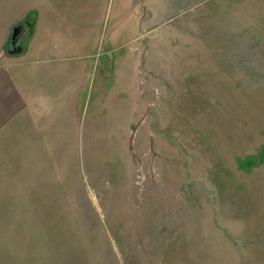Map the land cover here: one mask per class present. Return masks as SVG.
Here are the masks:
<instances>
[{
  "label": "rangeland",
  "instance_id": "rangeland-1",
  "mask_svg": "<svg viewBox=\"0 0 264 264\" xmlns=\"http://www.w3.org/2000/svg\"><path fill=\"white\" fill-rule=\"evenodd\" d=\"M0 7L85 61L0 139V264H264V0Z\"/></svg>",
  "mask_w": 264,
  "mask_h": 264
},
{
  "label": "crops",
  "instance_id": "crops-1",
  "mask_svg": "<svg viewBox=\"0 0 264 264\" xmlns=\"http://www.w3.org/2000/svg\"><path fill=\"white\" fill-rule=\"evenodd\" d=\"M16 8L0 7V14L7 15L10 11H16ZM19 10L20 7H18L17 11ZM50 11L51 9L47 7L46 12L50 13ZM65 19L68 22L67 15ZM15 23L12 21L5 23L4 31L0 34V139L28 117L37 114L47 107L50 101L48 90L51 86H58L64 83L68 85L69 78L74 74V77H76L74 79L76 80L72 84V91L76 93L79 92L80 86L83 87L82 83L84 81L85 61L83 58L80 60L78 54H72V56L46 54L35 57L33 60L27 59L21 62L17 61L19 60L17 59L18 57L16 58L17 53L8 51V54H5V47L8 49L14 29L11 27ZM21 23L22 21L16 25H20ZM28 25L26 24L25 26L26 34H29L30 31ZM61 27H64V17H62ZM35 30L36 24L33 27L34 32ZM33 31L32 34H34ZM69 60L76 61L74 64L75 68L72 70L70 69ZM36 64L41 67L38 72L46 76V80L48 79V82L45 80L44 86H40L38 78L35 76L34 71H32L33 66ZM48 83H50V86H48ZM74 101L76 102L77 100Z\"/></svg>",
  "mask_w": 264,
  "mask_h": 264
},
{
  "label": "flooded vegetation",
  "instance_id": "flooded-vegetation-1",
  "mask_svg": "<svg viewBox=\"0 0 264 264\" xmlns=\"http://www.w3.org/2000/svg\"><path fill=\"white\" fill-rule=\"evenodd\" d=\"M27 22L25 23H21L19 25V30L17 32V35L16 37L13 39V34L11 36V40H10V43H9V46H8V51L9 52H12V50H14V48H20V47H23V44H22V38L25 34V26H26Z\"/></svg>",
  "mask_w": 264,
  "mask_h": 264
},
{
  "label": "water",
  "instance_id": "water-1",
  "mask_svg": "<svg viewBox=\"0 0 264 264\" xmlns=\"http://www.w3.org/2000/svg\"><path fill=\"white\" fill-rule=\"evenodd\" d=\"M18 30H19V25H16V26L14 27V29H13V33H12V34H13V39L16 37ZM22 49H23V47H20V48H14V50H12V52H13V53H19V52L22 51Z\"/></svg>",
  "mask_w": 264,
  "mask_h": 264
}]
</instances>
